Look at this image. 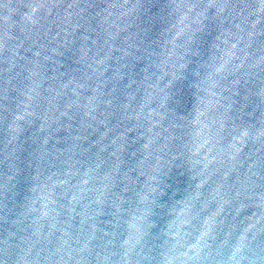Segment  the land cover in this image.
Instances as JSON below:
<instances>
[{"label": "water", "instance_id": "obj_1", "mask_svg": "<svg viewBox=\"0 0 264 264\" xmlns=\"http://www.w3.org/2000/svg\"><path fill=\"white\" fill-rule=\"evenodd\" d=\"M0 264H264V0H0Z\"/></svg>", "mask_w": 264, "mask_h": 264}]
</instances>
